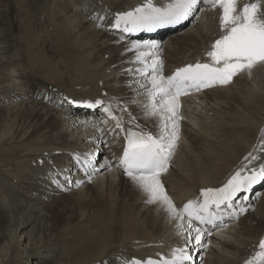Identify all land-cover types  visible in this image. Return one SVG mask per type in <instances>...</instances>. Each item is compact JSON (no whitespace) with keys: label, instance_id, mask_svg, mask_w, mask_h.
I'll return each mask as SVG.
<instances>
[{"label":"bare ground","instance_id":"6f19581e","mask_svg":"<svg viewBox=\"0 0 264 264\" xmlns=\"http://www.w3.org/2000/svg\"><path fill=\"white\" fill-rule=\"evenodd\" d=\"M49 1L50 9L43 6L42 17L49 23L43 37L57 39H54L58 41L56 45L66 51L67 59L58 56L54 49L51 51L69 63V68L63 62L59 65L57 59L51 63L47 55L41 54L40 42L37 54L27 56L24 63L30 68L32 65L28 62L32 61V67L37 73L42 72L49 83L69 84L71 88L66 91L50 88L43 80L35 87V79L23 71L25 67L18 56L15 54V59L10 56L14 50L7 27V5L6 0H1L4 6L0 10V106L6 102L18 103L0 108V114L5 116L0 130V168H20L16 175L22 181L5 178L26 193L36 194L38 200L22 194L15 196L10 184L0 183L5 185L0 191L4 190L8 198H15L7 199L4 204L5 199L0 196V242L12 243L8 252H4L7 260L0 264H122L123 260L132 258L141 261L149 257L168 258L172 249L183 247L184 243V237L178 234L177 221L170 218L159 202H146L147 206L141 207L138 201L146 194L143 190L136 192L137 196L131 200L118 193L120 179L132 180L117 169L113 157L120 150L119 138L125 133L119 129L112 131L114 121L101 125L102 108L78 106L85 103L81 98L87 102L102 100L104 105H112L115 115L122 116L126 129L158 133L157 119L146 117L139 103L130 102L134 97L137 101L145 99L137 96L143 89L135 83L141 79L135 71L141 65L134 62V52L128 51L137 42L124 40L111 30L115 13L133 10L145 0ZM154 2L159 6L168 0ZM251 2L254 0H238V10ZM98 14L107 17L102 26H99ZM216 17L208 10L193 27L166 40L160 55L166 76L184 65L207 61L206 51L221 34L213 24L217 22ZM251 78L242 73L229 85L180 99L183 119L179 140L168 171L160 177L165 179L168 185L165 190L178 208L198 197L201 189L225 183L243 167L244 157L258 145L264 130V66L255 67ZM76 88L78 93L73 94ZM125 104L140 129L130 125L128 114L119 110ZM71 132L76 135L75 142L72 138L66 139V133ZM86 152L97 153L98 170H92L84 178L79 175L80 180L71 178V184L65 183V175L77 173L73 157ZM13 157L22 160L11 162ZM105 160L111 162V169L100 167ZM104 168L108 172L96 176ZM57 172L61 173L60 180L66 188L76 190L74 202L78 207L86 209L87 206V213L80 214V219L62 218L64 223L60 225L49 218V205L40 213L28 209L36 203H46L39 202L47 199L43 190L61 189L52 179ZM29 180L33 183L25 182ZM78 180L83 183L77 187ZM89 181L92 185L83 187ZM261 194L252 213L205 239L206 246L210 242L209 249H198L196 264L201 260L203 264H245L259 250V241L264 239V192ZM14 211L17 213L9 219L5 217ZM29 226L28 242L21 252L18 238Z\"/></svg>","mask_w":264,"mask_h":264},{"label":"snow or ice","instance_id":"6c2138e0","mask_svg":"<svg viewBox=\"0 0 264 264\" xmlns=\"http://www.w3.org/2000/svg\"><path fill=\"white\" fill-rule=\"evenodd\" d=\"M204 5L220 10L221 30L219 38L206 51V62L187 64L165 76L158 42L133 43L128 49L134 52V62L141 65L135 69L141 77L135 83L143 89V92H137V96L145 97L144 101H137L134 97L130 102L139 103L146 117L157 119L156 135L144 130L134 131L132 127L126 129L122 116L114 114L111 104L104 105L99 99L84 103L89 108L103 107L107 117L114 121L112 131L115 133L119 129L120 133H125L122 155L118 157L116 166L123 169L124 174L147 194L148 203L159 202L164 206L170 218L177 221L178 234L184 237V246L172 249L168 258L149 257L146 261L132 258L131 261L123 260L122 264H193L191 253L206 247L203 238L211 234L205 226L219 227L225 216L238 217L247 211L242 203L237 202L248 201L247 193L252 191L254 185L264 182V155H261L264 153V130L258 145L244 157L246 163L243 167L235 171L222 186L201 189L198 197L189 199L179 208L161 181L162 173L168 171L180 136V121L183 119L180 115V97L217 85H229L234 77L242 73L251 78L255 67L264 66V0L245 3L239 10L238 0H168L159 6L154 0H145L133 10L115 13L111 25L125 33L153 31L175 26L190 18L198 19L197 13ZM106 18L97 15L99 26ZM119 110L128 114L130 125L140 129L126 104ZM73 158L86 174L90 169L98 170L93 153L76 154ZM100 167L111 169L112 164L105 160ZM60 175L57 172L52 177L57 187L64 186ZM63 179L67 184L73 183L69 176L65 175ZM81 183L83 181H75L77 187ZM258 248L245 264H264V239L259 241ZM200 264H203L202 260Z\"/></svg>","mask_w":264,"mask_h":264},{"label":"rangeland","instance_id":"374dc122","mask_svg":"<svg viewBox=\"0 0 264 264\" xmlns=\"http://www.w3.org/2000/svg\"><path fill=\"white\" fill-rule=\"evenodd\" d=\"M45 2H46V0H45ZM45 2H44V0H6V5L8 8V9L6 8V10L8 12L7 27L9 28L10 37L12 38V43H11L13 46L12 50H14L13 52H11L10 56H12V57L13 56L16 57V55L18 56V58L20 59L21 65L23 67H25L23 71H25V73L28 72L30 77L35 79V81H36L34 83L35 87L37 84H39L43 80V82H46L50 85V88L51 87L52 88L53 87L59 88V89L63 88V90L66 91L67 89L71 88L69 86V84L57 85L53 82L49 83L48 80L44 79V74H42V72L39 71L40 73H37L36 70L32 67L34 65L31 63L32 61L28 62L32 65L30 68H27L28 67L27 64L25 65V63H24L27 56H32L33 53L37 54V50H38L37 44L40 42L41 46H39V49H41L40 50L41 54L44 53L45 55H47L49 57L48 60L51 63H54V59H57V62L59 65L61 64V62H63L64 66L66 68H69V66H68L69 63H66L65 61H63V59H60L59 57L57 58V56L54 54V51L55 52L57 51L58 56H60L61 58L66 57V56H64V52H66V51L61 50L60 45H58V44L56 45V43H58V41L56 42L55 40H57V39L54 37L53 38L43 37V36H45L43 34V32L45 31V29L47 30V28H49V23H48V20L46 18L42 17V13L44 11V7L47 6V10L50 9V7H51V3L49 0H47V2H48L47 5ZM44 4H45V6H44ZM1 6H4V5L1 3V0H0V10H1ZM0 14H1V12H0ZM213 15H216L218 17L217 22L216 23L213 22V24H216V26H217L216 30L219 31L220 30V27H219L220 10L219 9L214 10ZM45 16L47 17V12L45 13ZM214 40L215 39H213L212 42H214ZM67 46H68V44H67ZM53 49H54V51H51ZM66 59H67V57H66ZM35 60L37 62V58ZM61 70H62V68H61ZM64 71L65 70L63 69V72H62L63 77L67 76V74ZM251 80L253 81L252 78H251ZM41 92H43V94H44L45 91H41ZM72 93L73 94L78 93V89L76 88V91H74ZM15 103H18V101L14 102V103L6 102V104L0 106V108H4V107L10 106V105L15 104ZM207 109H209L211 113L215 114L214 113L215 111L212 107L208 106ZM50 112H52V111H50ZM211 113H209V114H211ZM4 119H5V116H2V114H0V130L1 129L3 130L2 127L4 126ZM69 138H72L73 141L76 139V135L74 134V132L69 133V135H68V133H66V139H69ZM12 159L13 160L11 162H14V163L21 162V160H22V159H19L18 157H13ZM100 160L102 161V156H101ZM105 169L106 168L99 171L96 174V176H98L104 172H108V169H106V171H105ZM6 170L7 171H13V172H4ZM0 171L2 172V173H0V183L1 184H4V183L10 184V187H11L10 190H11V192H13L15 194V196L16 195L19 196L22 194L21 196H25V197H28L31 199H33V197H34V198H36L34 200H38V196L36 194L26 193L24 190L19 189L18 186L14 185L13 183H11L10 181H8L5 178L7 176L8 178H11L13 181H22V179L17 177V175H16L17 171H20V168H18V169H16L15 167L0 168ZM96 176H95V178H96ZM93 181H94V179L92 180V183H93ZM161 181L164 185V188L167 190L168 185H167L165 179L162 178ZM25 182L33 183V181H31V180L25 181ZM92 183H91V181H89V182H87V184H84L83 187H86V186L89 187L90 185H92ZM118 184H119L118 185V189H119L118 193L122 194L123 196L128 197V199H130V200L133 199V197L137 196L136 192H142V189L133 180L120 179V182ZM4 187H5V185H0L1 189H3ZM42 190L43 189H41L40 191H42ZM50 191H51L50 189L42 191L44 193L45 197L47 196V199L39 200V202L40 203L46 202L45 204L38 205V203H36L35 206L30 207L28 209L29 210L30 209L38 210V213H40V211L43 208H46V206L49 205L50 206V208H49L50 212H48L49 218L51 220H55V222L59 225L61 223H64L63 221L61 222L62 218L72 217L74 219L77 218V220H78V219H80L81 215H83L84 213H87V210H86L87 206H86V209L85 208H79L78 205L76 204V202H74L76 190H69L68 189L67 191H63V190L62 191L57 190V192H52V191L50 192ZM88 192H89V190H88ZM143 193H145V192H143ZM0 196L3 198V200L5 199V201H3L4 204L7 203V199H15L14 197L8 198V195L4 190L0 191ZM147 200H148L147 194H143L142 200L138 201V203L141 205V207H143L145 205L147 206V203H146ZM80 211H82V212H80ZM43 212H45V211H43ZM142 212H144V211H142ZM16 213H17V211H14L13 213H8L7 216L5 215V217L7 219H9V217L13 216ZM247 221L249 222V220H247ZM50 223H48L47 225H50ZM255 223L256 222H253L252 224H255ZM263 224H264V222H262V226H264ZM30 228H31V226L26 228L23 231V235H20L18 238V241H19L18 242L19 243L18 249L21 252L24 251L25 246L28 242L29 237L26 233L29 232ZM7 242H8V240H3L0 242V263H1V261L7 260V257H4V255H5L4 252H6V251L8 252L10 245H12V243L8 244Z\"/></svg>","mask_w":264,"mask_h":264},{"label":"water","instance_id":"95a60500","mask_svg":"<svg viewBox=\"0 0 264 264\" xmlns=\"http://www.w3.org/2000/svg\"><path fill=\"white\" fill-rule=\"evenodd\" d=\"M80 100H81V101H83V102H87V100H85V99H82V98H81Z\"/></svg>","mask_w":264,"mask_h":264}]
</instances>
